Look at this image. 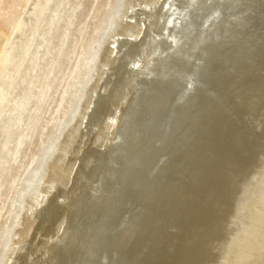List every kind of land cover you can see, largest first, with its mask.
<instances>
[{
    "label": "bare ground",
    "instance_id": "obj_1",
    "mask_svg": "<svg viewBox=\"0 0 264 264\" xmlns=\"http://www.w3.org/2000/svg\"><path fill=\"white\" fill-rule=\"evenodd\" d=\"M119 2L103 21L68 112L54 125L29 172L21 169L24 154L16 161L12 152L11 138L25 132L18 127L14 133L19 110L7 133L0 126V197L5 194L0 201V264L26 194L36 195L43 178L39 170L59 149L58 138L75 117ZM128 2L132 13L143 18L146 35L130 41L133 52L120 60V82L110 93L96 90L87 108L84 145L68 176L65 219L55 233L38 239L37 247L44 248L36 264H264V0H196L199 16H192L191 23L182 20L185 27L175 42L152 32L176 23L177 10L190 0H162L152 9L153 17L137 1ZM42 4L35 0L30 12L35 18ZM204 18L210 25L199 27ZM40 25L35 30L39 36ZM28 28L22 19L0 63V117L9 97L17 102L19 87L10 74L20 64L19 46ZM49 41L42 37L36 43L32 68L38 58L45 59ZM128 42L117 41V57L130 50ZM33 80L30 76L27 85ZM154 81L156 93L149 86ZM139 99L140 109L130 118ZM103 100H110V108L96 128L95 110ZM43 124L38 122L30 133L35 145ZM11 178L15 182L8 184ZM13 192L14 207L4 219ZM122 200L136 208L121 218L118 229Z\"/></svg>",
    "mask_w": 264,
    "mask_h": 264
},
{
    "label": "rangeland",
    "instance_id": "obj_2",
    "mask_svg": "<svg viewBox=\"0 0 264 264\" xmlns=\"http://www.w3.org/2000/svg\"><path fill=\"white\" fill-rule=\"evenodd\" d=\"M128 1L130 0H120L119 2V5L122 4V6H119V11L113 17V23L105 37L96 60L97 62H95L91 70L93 76L85 87V92L79 101L75 117L67 128L64 129L60 135L61 137L59 136L58 138L59 149L47 161V164L44 163L42 168H40L41 170H39L43 178L39 184V189L35 193L36 195L32 198L29 194H26V198H24L23 202L26 203V206L21 211L19 223L14 225V230L11 233L12 238L4 250L5 255L1 264H33V262L36 264L35 257L40 255L44 248V246L41 248L37 247L38 239L47 233L49 235L55 233L61 221L65 219L64 212L66 207L64 206V201H66L71 187L67 183L68 176L70 169L79 156L82 145H84V134L81 128L83 127V119L86 117L87 108H89L88 106L91 104L96 90L102 88V90L105 89L107 93H110L112 87L120 82V80L118 81L120 60L123 58V55L124 57L127 54L129 56L133 52L134 43L132 42L131 44L130 41L135 40V37L139 34V37L136 39L139 42L146 35L143 18L141 19L132 13L130 5L127 4L130 3ZM134 1H137L140 6L148 8L147 13L149 16L152 15V9L154 8L156 11L162 2V0ZM115 3L116 0H43V4L37 10V17L35 18L30 14L34 10L35 0H0V63L11 41L15 38V30L19 22L22 19H26L29 23L28 34L19 46L21 48L18 57L20 64L18 63L19 65H16L10 74L13 86L16 84L19 87L14 92L17 102H13L11 97H9L6 109L2 117H0L2 132L7 133L12 115L16 108L19 110V117L14 128V133L18 130V127L23 128L25 132L22 131L21 134H15V137L11 138L15 142L12 152L16 156V161L21 156L23 157L24 154V163L21 169L25 172H29L32 169V166L47 145L49 137L55 130L54 125H57L68 112L70 97L77 90L79 82L86 77L87 68L92 59L94 44L100 34L101 26L106 16L112 11ZM195 4L196 0H190V2L183 4L181 9L177 10L178 18L176 17L175 25L172 26L174 23L170 24V26L168 24L170 29L152 32L154 33V37H166L169 41L174 40V42L179 39L185 27L184 23H181L182 20L186 19L191 23L192 16H199L198 12H196ZM63 12H66L67 16H63ZM48 16L52 18L51 23L48 21ZM206 20L204 18V23H201L199 27H203L204 25L208 27L210 21L207 20V22ZM57 22L60 25L56 27ZM38 23H41L39 27L40 36L35 32L36 24ZM171 26L176 27V31H174V28L171 29ZM175 32L178 35L176 37L172 34ZM51 35H53V40L49 41ZM42 37L47 42L49 41L46 49L47 53L45 59L41 61L38 58L35 67L32 68L31 55L35 51L36 43L41 41ZM117 41L128 42V48H130V50L122 52L118 57L117 53L120 52V49L119 47L115 48ZM27 50L30 52L28 57L24 55ZM142 52H139V55ZM151 69L154 70L153 68ZM30 76H33L34 80L30 81L27 85ZM154 82L149 86L150 90L156 93L159 91L157 89L158 82ZM9 83L7 81L3 85L4 93L7 92ZM20 87L28 88L22 91ZM142 94L143 91L140 95ZM140 99L133 106L130 118L134 116L135 111L140 109V104L142 103ZM109 105L110 100H103L95 110L96 116L93 121L96 128L106 120V113L110 108ZM38 122L44 124L42 125L40 138H38V144L35 145L30 133ZM161 131L165 133L162 128ZM164 133L161 134L162 137ZM26 141H28L27 145ZM126 141L128 143V146L126 144L127 148H130L128 139ZM120 142L122 146L123 140ZM24 147H27L25 151H23ZM62 147H64L63 152H60L59 150ZM6 149H8V146H6ZM22 177L26 178L27 174L23 173ZM12 179L8 180V184L15 182ZM41 186H43L42 189H40ZM18 188L19 185H16L12 191H17ZM7 190L11 192L10 188H7ZM4 195L2 194L1 197L4 198ZM56 198L59 199L56 201ZM8 201V213L4 215V219L7 218L14 207V192L12 200ZM128 201L122 200L118 206V208L120 207L123 210L122 214L118 218L116 217L118 229L122 227V224H119L121 218L127 216L126 213L135 212L132 210L136 208L135 203H127ZM2 219H0V223H2ZM100 256L103 257L102 254Z\"/></svg>",
    "mask_w": 264,
    "mask_h": 264
}]
</instances>
